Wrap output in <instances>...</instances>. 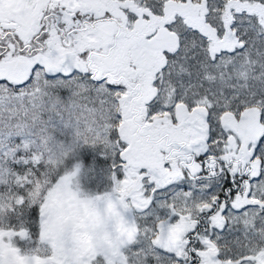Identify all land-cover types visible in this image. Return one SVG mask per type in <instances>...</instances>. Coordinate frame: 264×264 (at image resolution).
<instances>
[{
    "label": "snow or ice",
    "instance_id": "6c2138e0",
    "mask_svg": "<svg viewBox=\"0 0 264 264\" xmlns=\"http://www.w3.org/2000/svg\"><path fill=\"white\" fill-rule=\"evenodd\" d=\"M33 205L0 264H264V0H0V221Z\"/></svg>",
    "mask_w": 264,
    "mask_h": 264
},
{
    "label": "trees",
    "instance_id": "16d2710c",
    "mask_svg": "<svg viewBox=\"0 0 264 264\" xmlns=\"http://www.w3.org/2000/svg\"><path fill=\"white\" fill-rule=\"evenodd\" d=\"M95 155H91L89 152L78 153L74 160L75 162H79L83 170L87 171V178L81 179L79 182V187L83 191L88 193H95V195L102 194L105 190H107L106 181L102 180L104 175L109 173V169L102 168L97 166L96 160L100 158V152H95ZM84 171V173H86ZM105 180V178H104ZM27 210V211H26ZM36 211L39 215L38 206L33 205L31 207H25L23 209V213L30 214V211Z\"/></svg>",
    "mask_w": 264,
    "mask_h": 264
},
{
    "label": "flooded vegetation",
    "instance_id": "af4514ba",
    "mask_svg": "<svg viewBox=\"0 0 264 264\" xmlns=\"http://www.w3.org/2000/svg\"><path fill=\"white\" fill-rule=\"evenodd\" d=\"M30 212V214L23 213L22 210L19 215L9 214L4 218L3 221H0V228H3L5 230H17L20 227H23L27 230L31 239V243H29L27 239H20L18 237H14L12 241L13 245L18 247L22 253L27 248L35 247L39 240L40 216L34 210Z\"/></svg>",
    "mask_w": 264,
    "mask_h": 264
},
{
    "label": "rangeland",
    "instance_id": "374dc122",
    "mask_svg": "<svg viewBox=\"0 0 264 264\" xmlns=\"http://www.w3.org/2000/svg\"><path fill=\"white\" fill-rule=\"evenodd\" d=\"M102 151V149L99 147V146H97V147H91V146H86V145H82L78 150H77V154L78 153H82V152H89V153H91V155L93 154V156L95 155L94 153L95 152H101ZM84 171L85 170H83L82 169V173L79 175V177L77 178V181H76V183H78L79 184V182H80V180L82 179H84V178H87V171H85L86 173H84ZM104 178H105V180H104ZM102 180L105 182L106 181V185H107V190H105L103 193H108V192H111V189H112V182H111V180H110V178H109V173L107 174V175H104L103 176V178H102ZM80 188V187H79ZM74 190H75V188H74ZM102 193V194H103ZM80 194L82 195V196H88V197H93V196H96L95 195V193H88V192H86V191H83L82 189H80ZM125 218L126 219H129V220H131V219H133V214L132 213H125ZM41 219V218H40Z\"/></svg>",
    "mask_w": 264,
    "mask_h": 264
},
{
    "label": "clouds",
    "instance_id": "9594fccd",
    "mask_svg": "<svg viewBox=\"0 0 264 264\" xmlns=\"http://www.w3.org/2000/svg\"><path fill=\"white\" fill-rule=\"evenodd\" d=\"M105 241L108 242L107 234L104 237Z\"/></svg>",
    "mask_w": 264,
    "mask_h": 264
}]
</instances>
